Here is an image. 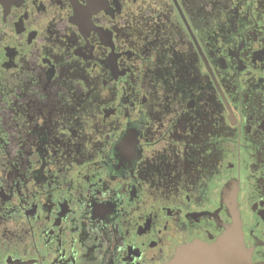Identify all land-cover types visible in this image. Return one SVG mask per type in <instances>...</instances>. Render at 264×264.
Wrapping results in <instances>:
<instances>
[{
	"label": "flooded vegetation",
	"instance_id": "obj_1",
	"mask_svg": "<svg viewBox=\"0 0 264 264\" xmlns=\"http://www.w3.org/2000/svg\"><path fill=\"white\" fill-rule=\"evenodd\" d=\"M237 227L264 264V0H0V264H170Z\"/></svg>",
	"mask_w": 264,
	"mask_h": 264
},
{
	"label": "water",
	"instance_id": "obj_2",
	"mask_svg": "<svg viewBox=\"0 0 264 264\" xmlns=\"http://www.w3.org/2000/svg\"><path fill=\"white\" fill-rule=\"evenodd\" d=\"M238 227L240 226L238 225ZM238 227L236 233L233 236L224 237L222 241L216 246L205 247L201 244H193L180 249V251H178L177 257L170 264H180L184 256L186 259L192 260L195 263L217 257L218 261L224 260L225 263L228 261V264H252L251 257H246V255L243 254L244 251L241 248V245L243 246V244H240L238 239Z\"/></svg>",
	"mask_w": 264,
	"mask_h": 264
}]
</instances>
